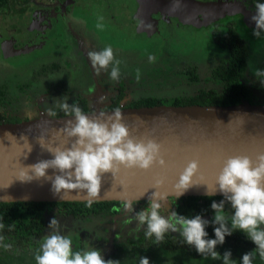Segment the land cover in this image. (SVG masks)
<instances>
[{
    "label": "water",
    "instance_id": "1",
    "mask_svg": "<svg viewBox=\"0 0 264 264\" xmlns=\"http://www.w3.org/2000/svg\"><path fill=\"white\" fill-rule=\"evenodd\" d=\"M146 8L150 9V19L152 15H172L181 23L195 27H205L227 16L241 14L246 26L255 28L248 20V16L255 14V9H247L237 1L141 0L138 12L143 13ZM11 49L13 51L12 46ZM4 50L6 54L12 53L9 49ZM90 109L91 112L84 114L93 120H107L115 112L102 109L99 104L95 110L91 106ZM119 110L121 122L128 128L130 137L145 144L149 140L158 143L166 164L161 167L156 163L147 171L119 166L115 175L111 172L101 174L100 191L92 198L93 203L132 204L148 201L154 192L163 197L160 203L170 198L223 197L219 191L209 196L208 190L213 192L218 188L216 178L224 162L229 157L248 156L255 164L257 156L264 154V105L242 101L228 106L156 105ZM70 120L74 123L75 117L41 116L16 123H0V203L88 202L90 197L86 190L62 191L57 195L47 178L21 181L20 173L29 172V165L54 158L46 148L71 146L76 138L63 132ZM193 160L198 162V172L192 178V186L179 195L181 190L175 185ZM57 174L53 169L47 171L48 177L54 178ZM161 178L164 183L156 186V181Z\"/></svg>",
    "mask_w": 264,
    "mask_h": 264
},
{
    "label": "clouds",
    "instance_id": "2",
    "mask_svg": "<svg viewBox=\"0 0 264 264\" xmlns=\"http://www.w3.org/2000/svg\"><path fill=\"white\" fill-rule=\"evenodd\" d=\"M255 14L251 20L255 24L252 31L254 37H260L264 31V3L255 4ZM88 57L97 73L101 70L107 72L110 65V78L113 81L119 79V61L115 60L111 47H105L100 51H90ZM149 62L154 61L149 56ZM257 76H264V70H257ZM264 86V81L260 82ZM65 114L73 115L75 122H67L68 126L63 132L68 137H75L70 147L61 149L46 148L54 158L42 160L29 165V172L21 171V181L31 182L33 179L47 178L51 181L52 191L59 194L74 189L86 190L90 199L87 204L91 207L98 196L101 187V174L115 172L119 166L127 169L139 168L149 170L158 163L164 167L166 161L160 155V145L149 140L137 142L132 139L128 128L121 122V112L116 109L107 120L89 119L82 109L65 99L58 105ZM50 116L55 112L49 111ZM101 113V117H103ZM42 148V141L39 140ZM198 162L193 160L180 174L175 188L180 189L179 195L188 190L193 184V176L198 172ZM53 169L59 173L53 177L47 176V171ZM164 183L163 178L156 181V186ZM218 188L208 195L212 196L217 191L223 195V199L210 205L214 211L211 221L205 220L201 215L189 218L175 211L165 218L161 215V203L163 199L157 192L151 194L148 206L135 214V219L140 226L146 225V238L155 237L159 244L164 240L165 234L178 233L184 244L193 247L200 256H210L213 260L222 257V264H234L231 260V251L224 252L223 256L216 251L217 245L225 242V237L234 231H242L246 237L256 246L261 259H264V154L257 156L254 164L248 156L229 157L216 178ZM178 195V196H179ZM230 204L232 214L230 217L224 214L225 204ZM125 210L134 211L131 202H125ZM230 220V226H229ZM213 226L214 239L208 238L206 228ZM4 227L0 224V229ZM53 229L46 235L35 255L36 264H119V261L105 260L102 252L97 248L73 251L72 240L59 231V221L53 217L48 224ZM3 237H0L2 240ZM5 249L10 245H3ZM253 253L247 252L241 258V264H252ZM139 264H150L147 257L141 256Z\"/></svg>",
    "mask_w": 264,
    "mask_h": 264
},
{
    "label": "flooded vegetation",
    "instance_id": "3",
    "mask_svg": "<svg viewBox=\"0 0 264 264\" xmlns=\"http://www.w3.org/2000/svg\"><path fill=\"white\" fill-rule=\"evenodd\" d=\"M24 1L25 2L21 3L18 0H15L14 4L10 5V9L6 7V13H4L5 16H0V21L3 22L0 24V35H3V37L0 36V77L4 75L6 71L7 75H13L14 73H17L18 76L23 77L27 71L31 69L32 73L30 74V77H28V82H26L28 88L22 90V92L28 93L30 90L37 92L38 89L43 90V88L45 89V87H47L48 93H43L41 96H43L42 99L45 97L48 98L46 99L47 102H45L40 98L32 100L30 95L21 96L16 94L13 96V99L18 100L19 106L14 108L15 111L22 113V115L25 116L24 120H30L32 118L31 114L39 115L49 113L50 110L53 112L60 110L61 108L58 107V105L64 102L65 99L69 105H71L75 100L83 98L89 103V100L87 97H85L84 93H78V91L73 90L75 93H78V95L71 96L70 93L66 92L69 90V85H72L73 87L78 86V90L89 92L90 90L87 89L89 87L88 81H92L95 88L100 87L102 91H109V95L111 96H108L109 98H107L106 102L101 101V99L98 101L99 106H101V102L104 103L105 106L109 107L111 105V100L115 98V96L118 95L119 90L123 88H119L117 86L118 80L113 81L110 78L111 67L108 68L107 72L101 70L99 73H97L88 57V53L90 51L98 52L105 47H111L113 49L115 59L117 58V53L115 54V52L120 50L121 43L118 45L115 41L110 42L108 40L110 33L107 31V28L102 26L101 20H98L103 19V17L100 15L90 18L87 17L86 14L88 13L86 9H84V7L81 6L82 4H80L84 0ZM140 1L141 0H126L124 4H119L120 7L124 9L125 20L129 25H131V29L134 33V37H132V39H149L159 37H153V28L155 26V22L159 23V26L161 27L163 33L162 39L164 41H172V36L177 34L184 38L189 37L190 39H197L200 36L195 29L200 27L183 24L175 16L162 14L159 15V17L158 15H152V19H150L148 12L150 9L146 8V11L143 13L141 11L138 12ZM196 1L209 2L218 0ZM228 1H237L244 5L247 9H255V2H252V0ZM7 13L10 15L12 13L13 15L21 14V18H25L27 24L23 26L24 31L22 30L23 27L18 28L19 25H17V23H15L12 28L11 26L7 25ZM105 20L108 19L104 18V22ZM234 20L237 22V24L239 22V25L243 26L244 30L248 32L250 39H254L253 41H259L261 39L264 41V38H261V36L264 35V31L261 32L262 34L260 37H254L252 35L253 28H248L243 21L242 15L237 14L234 16H227L210 24V26H214L224 22L223 31H214L215 35L212 38V43L217 45L214 40L220 33L225 32L226 23ZM217 46L226 52L227 57L229 56L225 49H222L219 45ZM4 49H9V51H12V53L6 54ZM15 51L18 52L17 55H15ZM226 58L220 60L218 65ZM60 60L70 62V64L66 63L65 70H67L66 68H68L71 65V62H73L72 69L75 71V73L72 72V75L75 74L81 78L83 77V80H72L68 83L69 85L63 83L61 84L60 80L58 81V76L62 75L63 77L64 74H58L59 72H57L60 67L58 64ZM258 60H261V63L264 65L263 52H261L260 58ZM258 63H260V61H258ZM67 65L69 66L67 67ZM249 70H251L250 66ZM249 73L251 74L250 71ZM250 74L247 76V85L249 83ZM253 74L254 73L252 72L251 75L254 79L255 77ZM93 75L95 76V79H97L96 84L94 83ZM260 77L261 80L264 81V76ZM6 85L0 83V93L5 89ZM60 85H63L64 88H67V90L60 91ZM248 87L256 94L258 101L264 103V86L256 83L252 84L251 86L248 85ZM123 91L125 97L121 101L120 106L124 108V102L126 101V98H128V95L126 90L123 89ZM6 103L7 98L6 100H3L2 95L0 94V116H2V118L5 120L1 121L0 123H7V118H12L15 116L10 115L9 111L2 107L3 104ZM10 103L12 104L11 101ZM24 106H26V108H32L30 109L31 111L24 114L22 112L23 109L21 110V107ZM174 200V198H170L168 200L169 207L161 206V215L165 218H167L171 211H174ZM124 204L125 203H122L120 206L116 207L113 206L112 208L116 211L111 216L102 217L96 215L90 217L89 219L57 217L56 219L66 220L68 223H70V226H72L70 229L66 227L64 229H66V231L68 230L66 236L72 240L73 251L97 248L101 250L103 258H105L113 252V247L118 240L126 241L128 239H137L145 229V225L140 226L138 224V221L135 219V214L136 212L145 209L148 206V201L133 202L132 207L134 211L125 210ZM231 214L232 213L225 215L230 217ZM122 221L129 222L122 224ZM131 222L136 223L127 227V224ZM50 229L51 228L47 229L46 235H48Z\"/></svg>",
    "mask_w": 264,
    "mask_h": 264
},
{
    "label": "trees",
    "instance_id": "4",
    "mask_svg": "<svg viewBox=\"0 0 264 264\" xmlns=\"http://www.w3.org/2000/svg\"><path fill=\"white\" fill-rule=\"evenodd\" d=\"M15 0H0V6L10 5ZM262 34V33H261ZM264 38V35L261 36ZM217 45L225 49L229 56L211 71L207 82L214 81L222 84V90L202 89L194 96H183L163 100L161 103L154 97L141 98L131 102L126 108L152 107L156 105L166 106H228L237 105L242 101L250 104L264 105L258 101L256 94L248 87L247 79L249 73V50L246 41L240 36L237 30V22L229 21L225 25V32L220 33L214 40ZM193 82L199 81L196 69L189 72ZM264 79V77H263ZM125 94L120 89L118 95L111 100V105L106 110L121 109V101ZM72 104L79 106L83 113L91 112L86 99L75 100ZM71 104V105H72ZM70 105V106H71ZM125 108V107H124ZM52 117L67 116L60 109L54 111ZM5 121L0 116V122ZM18 118H7V123H16ZM223 197H184L175 199L173 210L180 214L192 218L201 215L205 220L211 221L214 211L210 205L213 201L219 203ZM117 202H95L91 207L87 202H18L0 203V224L4 227L0 229V264H36L35 255L46 236L49 229L48 224L53 217L61 218H83L89 219L92 216H111L115 213L113 206H120ZM230 204H225L224 214L232 213ZM230 226V220H229ZM144 226L143 232L137 239L126 241L118 240L113 252L105 257V260L119 261V264H139L141 256L147 257L150 264H222V257L213 260L210 256H200L193 247L183 243L182 237L178 233L165 234L164 240L157 244L155 237L146 238ZM264 229V225H261ZM206 231L208 238L214 239L213 226L210 224ZM3 245H10L5 249ZM255 245L246 237L242 231H234L232 235L225 237L222 245H217L216 251L223 256L224 252L231 251V260L234 264H241L243 254L253 253L252 264H264Z\"/></svg>",
    "mask_w": 264,
    "mask_h": 264
},
{
    "label": "rangeland",
    "instance_id": "5",
    "mask_svg": "<svg viewBox=\"0 0 264 264\" xmlns=\"http://www.w3.org/2000/svg\"><path fill=\"white\" fill-rule=\"evenodd\" d=\"M18 1L21 3L25 2L24 0ZM125 2L126 0H84L80 3L88 13L86 14L87 17L90 18L99 15L103 17V19L98 20H101L102 26L107 28V31L110 33V37H108L110 42L115 41L118 45L121 43L120 50L115 52V54L117 53V58L115 60L120 62V74L117 86L126 90L128 95V98H126V101L124 102L125 108L131 102L141 98L154 97L161 103L166 99L194 96L202 89L222 90V84L213 81L207 82V79L209 78L211 71L218 65L219 61L227 57L226 52L212 43V38L215 35L214 31H223L224 22L214 26L208 25L205 27L195 28L196 32L200 35L197 39H190L189 37L184 38L177 34L172 36V41H164L162 39L163 33L161 27L159 26V23L155 22L154 28L152 27L154 29L153 37H159L149 39L144 37H142L144 39H132V37H134V33L131 29V25H129L125 20L124 9L120 7V5ZM252 2H255V4L264 3V0H252ZM4 13H6V6H0V16H5ZM104 18H107L108 20H105L104 22ZM2 23L3 22L0 21V24ZM15 23L19 25L18 28H22L27 24L25 18H21V14L13 15L12 13L10 15L7 13V25L12 28ZM22 30L24 31V27ZM237 30L248 44L250 52V57L248 58L250 64L249 66L251 68L250 72L251 74L253 72L254 77L257 78L253 79L250 74L248 85L251 86L256 83L261 84V77L257 76L256 72L257 70H264V65L261 63L262 61L258 60L261 52H263L264 57V41L261 39V41H253L254 39H250L248 32L244 30L242 25H239V22L237 24ZM0 36L3 37V35ZM149 56H153L155 58L153 62H149ZM258 61H260V63H258ZM66 63L70 64L69 61L65 62L64 60H60L58 63L60 66L59 70H57V72H59L58 74H64L63 77L62 75L58 76V81L60 80L61 84L63 83L69 85L68 83L72 80H83V77L81 78L75 74L72 75V72L75 73L72 69L73 62H71L70 66L67 65V67L69 66L66 68L67 70H65ZM110 67H112V65H110L109 68ZM194 69H196L199 76L198 82H193L191 80V76L189 75V72ZM31 73L32 70L29 69L25 76L22 77L18 76L17 73L7 75L6 71L5 74L0 77V83L3 85L7 84L5 89L0 93L3 100H6L7 98V103L3 104L2 107L6 108L10 115H15L12 118H18L21 120L25 119V116L22 115V113L17 112L14 109L19 106L18 100L13 99L14 95H30L31 99L34 100L37 98L42 99L43 96L41 95H43V93H48L47 87H45V89L43 88V90L38 89L37 92L31 90L28 93L22 92V90L28 88L26 82H28V77H30ZM93 78L94 83L96 84L97 79H95L94 75ZM88 86L89 87L87 89L90 90L89 92L78 90V86L73 87L72 85H69V90L64 88L63 85H60L59 89L60 91L67 90L66 92L70 93L71 96H76L78 93H84L93 110L97 108L99 99L106 102L107 98H109L108 96H111L109 95L108 90L102 91L100 87L95 88L92 81H88ZM73 90L78 91V93H75ZM47 98L45 97L42 100L47 102ZM100 104L102 109H106L107 106H105L104 103L100 102ZM22 109V112L25 114L26 112L31 111L30 109L32 108H26V106H24L21 107V110ZM31 115V119L39 118L41 116H49L48 113ZM161 206L169 207V201L166 200L161 202ZM57 220L59 221L60 234L66 236L68 230L66 231L64 228L66 227L70 229L72 226H70V223L66 220ZM126 222L122 221V224H125ZM135 223L136 222H131L127 224V227L132 226ZM52 231L53 229H50L48 234Z\"/></svg>",
    "mask_w": 264,
    "mask_h": 264
},
{
    "label": "bare ground",
    "instance_id": "6",
    "mask_svg": "<svg viewBox=\"0 0 264 264\" xmlns=\"http://www.w3.org/2000/svg\"><path fill=\"white\" fill-rule=\"evenodd\" d=\"M248 18H249L248 20H250L252 22L251 16H248ZM193 21L195 22L194 18H193Z\"/></svg>",
    "mask_w": 264,
    "mask_h": 264
},
{
    "label": "crops",
    "instance_id": "7",
    "mask_svg": "<svg viewBox=\"0 0 264 264\" xmlns=\"http://www.w3.org/2000/svg\"><path fill=\"white\" fill-rule=\"evenodd\" d=\"M108 87H109V85H108Z\"/></svg>",
    "mask_w": 264,
    "mask_h": 264
}]
</instances>
